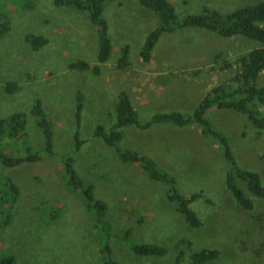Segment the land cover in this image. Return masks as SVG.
Wrapping results in <instances>:
<instances>
[{
    "label": "rangeland",
    "instance_id": "rangeland-1",
    "mask_svg": "<svg viewBox=\"0 0 264 264\" xmlns=\"http://www.w3.org/2000/svg\"><path fill=\"white\" fill-rule=\"evenodd\" d=\"M260 1L264 0H171L180 18L199 14L204 7L228 14ZM28 2L0 0V21L8 19L11 26L0 38V118L27 114L29 138L43 160L0 168V179L10 177L20 189L7 226H2L7 211L0 209V255L12 253L18 264H101L102 236L82 199L67 187L59 163L63 155L74 150L79 133L84 144L76 153V169L95 184L96 196L108 203L113 234L122 236L132 228L135 242L168 249L164 256L142 257L113 236L110 243L118 264H175L176 245L181 239L190 240L192 250H218L219 257L206 264H264V199L252 196L255 206L251 211L239 205L226 186L229 167L222 149L203 136L198 125L155 126L149 130L129 127L122 146L153 158L175 177L184 196L199 195L190 204L202 222L199 228L192 227L167 198L166 185L149 179L139 165L121 163L113 149L94 136L96 126L109 131L114 123L119 91H129L141 121L159 112L191 113L198 107L195 100L202 90L200 84L206 88L225 82L235 75L236 67L222 69L224 61L233 63L261 44L243 36L224 38L202 29H184L163 35L154 62L147 65L139 46L150 33L149 24L134 18L141 13L136 10L138 1H108L103 17L109 25L112 46H130L131 74L141 75L143 82L146 73L164 72L156 77L165 92L154 96L153 90L143 87L129 90L127 71L116 68L121 51H112L110 59L100 64V75L70 69L76 61L98 64V32L89 13L59 6L56 0ZM159 25L158 20L154 28ZM30 36L45 37L48 43L34 49L28 41ZM186 56L198 57L179 67ZM170 58L172 64L168 66ZM190 77L200 83L190 81ZM8 82H16L20 89L8 94ZM257 84L264 87V72ZM78 92L84 97L80 122L76 118ZM153 99L156 105L150 103ZM36 100L53 121L54 156L45 152L42 129L31 114ZM207 116L230 138L238 164L257 172L264 184V130L259 132L235 111L213 109ZM54 200L60 203L61 215L50 221L38 211L49 209ZM131 211L138 213L136 218L130 217ZM137 218H143L144 223L139 224ZM190 251L185 250V264Z\"/></svg>",
    "mask_w": 264,
    "mask_h": 264
},
{
    "label": "trees",
    "instance_id": "trees-1",
    "mask_svg": "<svg viewBox=\"0 0 264 264\" xmlns=\"http://www.w3.org/2000/svg\"><path fill=\"white\" fill-rule=\"evenodd\" d=\"M24 1L33 2V0ZM107 1L111 0H56L59 6H70L88 12L90 20L96 26L98 32V64L91 66L88 62L76 61L70 64V69L91 71L95 75H100V64L106 63L110 59L113 46L109 36L108 22L103 17V9ZM137 1L142 7L152 10L160 21V25L148 34L140 51L141 59L145 63L151 61L153 51L163 35L184 29H202L224 38L243 36L259 42L261 46L239 56L233 63L224 61L222 69L236 67L235 75L208 91L198 107L191 113L181 111L159 112L148 118L149 120L141 121L130 94L124 90L120 91L116 97L115 118L110 130L107 131L102 125H98L94 131V136L103 139L113 149L116 158L121 163L139 165L149 179L166 185L167 198L176 205L177 211L185 217L192 227L199 228L202 222L190 207V204L199 195L184 196L177 189L175 177L161 168L153 158L141 154L135 149L122 146L126 130L129 127L149 130L155 126L168 125L185 128L198 125L201 134L213 139L220 150L222 149L229 167L226 176L227 189L239 205L246 210H253L255 200L252 199V196L264 199V184L261 176L257 172L243 169L238 164L230 144V138L213 125L207 114L213 109L235 111L244 115L259 132L264 130V87H259L257 84L264 72V1L237 8L228 14H221L215 9L204 7L201 13L183 18H180L176 13L171 0ZM10 27L8 19L0 21V38L10 31ZM28 41L34 49H39L48 43V40L41 36H30ZM130 50L128 45L122 47L121 56L116 63L117 69L121 71L131 69ZM220 57L221 54L217 55V58ZM19 89L20 87L16 82H8L5 86V91L8 94H14ZM83 99V94L78 92L77 122H80L82 115ZM31 114L42 129L45 138V152L50 156H54L53 121L44 110L40 100H36ZM83 144L84 141L80 139L79 133H76L74 150L63 155L59 163L67 187L82 199L92 217L94 227L102 236L101 264H118L110 243L113 236L119 239L120 242H126L131 251L138 256L158 257L166 255L168 249L164 246L135 242L131 238L132 228H128L122 236L113 234L108 203L96 196L95 184L83 178L76 169V153ZM42 160L41 152L32 145L27 132V114L18 112L8 118H0V168H16L28 163L38 164ZM242 184H244V187ZM0 190H2L0 191V209L7 211L4 213L5 218L2 226H7L12 220V211L19 199L20 189L12 178L6 177V179L0 181ZM59 210H61L60 203L58 200H54L49 209L38 212L42 213L41 215L45 216L46 219L53 221L61 215ZM137 214L136 211L129 213L132 218H136ZM137 222L143 224L144 219L138 221L137 218ZM176 246L178 254L175 264H185V250L189 248L191 251L186 264H206L216 260L220 254L218 250L213 249L192 250L193 243L187 239H181ZM0 264L18 263L14 254L4 253L0 255Z\"/></svg>",
    "mask_w": 264,
    "mask_h": 264
},
{
    "label": "crops",
    "instance_id": "crops-1",
    "mask_svg": "<svg viewBox=\"0 0 264 264\" xmlns=\"http://www.w3.org/2000/svg\"><path fill=\"white\" fill-rule=\"evenodd\" d=\"M108 2V1H107ZM122 3H119V5H121ZM137 8H136V10L137 11H139V12H141V13H137V14H135V16H134V18L136 19V20H138V19H145V21L146 22H148L147 24H149V27H147V28H149L148 30H149V32H151V31H153V28L154 27H156V24H157V22H158V17H157V15L152 11V10H150V9H147V8H143V7H141V5L139 4V5H137L136 6ZM140 14H142V15H140ZM158 19V20H157ZM138 23V21L137 22H135V24H137ZM139 24V23H138ZM155 29V28H154ZM148 34L149 33H147L145 36H148ZM163 39V37L161 38V40ZM118 44V43H117ZM143 46V45H142ZM142 46L140 47L139 46V50L141 51V49H142ZM122 47H124V45L123 44H118V46H114L113 47V50L112 51H115V50H117V51H121V49H122ZM139 51V52H140ZM155 52H156V47H155V49H154V51H153V57H152V59H151V61L150 62H148V63H145V64H147V65H149V64H151L152 62H154V58H155ZM198 55V54H197ZM120 56L121 55H118V57H117V61L119 60V58H120ZM141 57V56H140ZM198 56H195V57H192V56H189V57H187L186 56V60L185 61H182V62H180L179 64H178V66L179 67H181V66H183L184 64H186V63H190V62H187L188 60L189 61H191V60H194V59H196ZM143 61V60H142ZM172 64V61H171V58L169 59V61H168V66H170ZM132 66H133V63H132ZM132 68V67H131ZM118 71H121V70H119V69H117ZM130 70H132V69H129V70H126L127 72H126V74H127V76H128V78H127V82L129 83L128 85H130V87H129V90L130 89H132V90H134V89H136V88H138V87H140L141 89H142V87L143 88H145V90H153L155 93L153 94L154 96H156V94L157 93H160V94H163V92H165V86H159V82L160 81H158L159 80V78L158 77H156V76H159V75H162V74H164V72H161V70L162 69H159L158 70V72H156V73H154V74H150V75H148L147 73L146 74H144V78H145V80L142 82V76L141 75H139L138 76V74L136 75L135 74V76H133L131 73H133V72H130ZM181 70H183V69H181ZM176 73V72H175ZM228 80V79H227ZM190 81H192V82H196V83H200V82H198V80H196V78H191L190 77ZM134 85V87H132L131 88V85ZM153 84H156V86H153ZM221 84V83H220ZM158 85V86H157ZM200 86H201V88H202V90L200 91V93H199V95L198 96H196V100H195V102H197V104L199 105V103H200V101L202 100V98L206 95V93L208 92V91H210L212 88H214L215 86L213 85V86H208V87H206V88H204L201 84H200ZM149 87V88H148ZM124 90V89H123ZM122 91V90H121ZM134 91H136V90H134ZM141 91V90H140ZM120 92V91H119ZM128 93H129V91H127ZM130 94V93H129ZM131 96V95H130ZM132 97V96H131ZM151 97V96H150ZM164 98H166V96H164V97H159V101H162V100H164ZM133 100V99H132ZM149 100V99H148ZM147 100V101H148ZM146 101V104L147 105H150L149 104V101L147 102ZM134 103V102H133ZM145 102H143V104H144ZM150 103L151 104H153V105H156V102H155V99H153V100H151L150 101ZM197 105V106H198ZM135 106V105H134ZM192 107H193V105H192ZM136 108V107H135ZM211 112V111H210ZM210 112L208 113V114H210ZM168 126V125H167ZM171 127H174V126H171ZM153 128V127H152ZM177 128V127H176Z\"/></svg>",
    "mask_w": 264,
    "mask_h": 264
}]
</instances>
